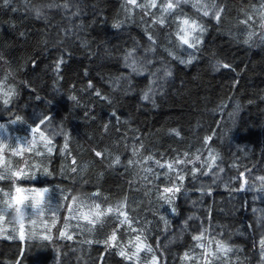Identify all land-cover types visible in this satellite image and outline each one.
<instances>
[{
  "label": "trees",
  "instance_id": "16d2710c",
  "mask_svg": "<svg viewBox=\"0 0 264 264\" xmlns=\"http://www.w3.org/2000/svg\"><path fill=\"white\" fill-rule=\"evenodd\" d=\"M207 2L0 0V264H264V0Z\"/></svg>",
  "mask_w": 264,
  "mask_h": 264
},
{
  "label": "snow or ice",
  "instance_id": "6c2138e0",
  "mask_svg": "<svg viewBox=\"0 0 264 264\" xmlns=\"http://www.w3.org/2000/svg\"><path fill=\"white\" fill-rule=\"evenodd\" d=\"M9 2V0H3V3L4 4H7ZM129 3L135 5L136 4V0H129ZM180 3H181V0H161V3L159 5L160 9H161V18L159 19V23L163 24L164 23V20L162 18L163 16V13H166V12H169L170 10H174L175 8L179 7L180 6ZM146 7H150V8H156L157 7V0H150V5H145ZM195 7H197V10L202 12V14L204 16H208L211 12V14L213 15V17L216 19V20H219L220 18V12L223 11L222 8H217L216 5L214 3H212V0H208L207 3H198L196 5H194ZM38 14H39V11H38ZM249 19H251V17H249ZM154 23L156 21H153ZM205 31V28L203 26L202 23H198L197 20L195 19H188V18H183L181 19V22H180V26L178 27V31L176 33V37L177 39L181 42V44L183 45H187L188 48H196V46L201 43V38L199 36H196L195 33L199 32V33H203ZM149 39H152V37L150 36ZM131 53H129V56L131 57ZM185 62H188L190 63L191 61H185ZM224 67H228L227 64L223 65ZM57 67H59V65H57ZM132 67L134 70H136V67H137V63L136 61H132ZM91 86V85H89ZM5 97H7L9 95V93H5L4 94ZM96 95H100L99 92L96 93ZM102 99H104V97H101ZM74 99V97H73ZM145 99H147V96H145ZM4 103L7 104L8 103V99H4ZM44 124V121H40L39 124H37L35 127L31 128V132L32 133H38V137L37 139L40 140V141H45L46 143H51L50 139H47L45 137V132L44 130H42V128L40 127V125H43ZM0 128H3V125H0ZM6 139V138H5ZM207 139H210V138H207ZM207 139L205 142H207ZM2 142V141H0ZM27 146L29 147V149L31 148V144L29 142H26ZM19 149H14V151H18ZM37 154H40V153H37ZM97 156H100L101 153L97 152L96 153ZM209 155L211 156V153H209ZM2 159V158H0ZM196 159L198 160L199 157L197 156ZM211 159H212V162L215 163V159L216 157L215 156H211ZM73 163H75V161H73ZM159 163V162H157ZM178 164H182L184 163L183 160H178L177 161ZM189 163H191V161H189ZM163 167V165H161ZM167 167L171 170L172 169V165L171 164H168ZM209 171L211 170V166H209ZM73 171H75V169H73ZM193 173H195L196 171H199V169H196L194 168L193 170ZM207 174V172H205V175ZM5 176L3 174H0V179H4ZM179 179H183L182 176L178 177ZM262 180H264V178H261ZM173 190H175L176 192L179 191V187H175L174 189L173 188H165L164 189V192H172ZM20 189L17 188V192H19ZM43 191H47V189H44ZM73 202H75V197H73ZM39 204V201L35 202L34 204L32 205H29V207L33 208L34 209V215H41L44 211L43 208H40V207H37V205ZM90 211L89 213L85 214V213H80V217H82L84 220H87L90 224H94L96 221H93L91 219L92 216H95L96 217V220L98 221L99 218L104 215L105 213H102L100 211V205L99 204H96L95 202H93V204L91 205H88ZM123 208H124V205L123 204H118L115 206V211L120 215V216H123L124 219L123 221H121V223H129L130 224V221H128V217H127V213L123 211ZM0 211H5L6 210H0ZM16 211L19 213L20 212V208H16ZM69 211H71V208L69 207ZM107 212H112L113 209L112 208H108L106 210ZM73 218H78L76 216H74ZM53 224H55V221H53ZM79 225H77L78 227ZM69 228V225L67 223L64 224V231H60L59 232V237L60 238H63L65 236H67V239L71 240L73 239V235H70L68 234L67 232V229ZM133 231H135V229H133ZM203 236V233H201L200 235H197L195 237H193L195 240H200L201 237ZM23 238V237H21ZM45 239H49L48 236H45L44 237ZM112 241H115L116 239V236H115V233H113V235L111 236L110 238ZM136 240L139 241L140 240V237L137 236L136 237ZM218 243V250L220 251H230V249L226 248L223 244H220L219 242ZM262 244H264V241L261 242ZM200 247H203V245H199ZM140 250V245L138 244L137 245V251ZM149 251H151V249H149ZM120 255H125V253L123 251H121ZM187 256V254H185ZM153 260H155V257H153Z\"/></svg>",
  "mask_w": 264,
  "mask_h": 264
}]
</instances>
